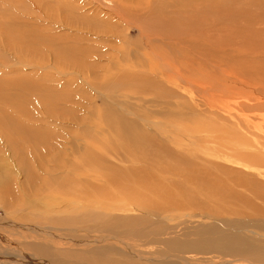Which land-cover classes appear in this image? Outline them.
<instances>
[{
  "label": "rangeland",
  "instance_id": "1",
  "mask_svg": "<svg viewBox=\"0 0 264 264\" xmlns=\"http://www.w3.org/2000/svg\"><path fill=\"white\" fill-rule=\"evenodd\" d=\"M119 1L0 0V25L14 30L9 35L8 30L0 27V86L5 91L7 88L9 96L12 95L8 103L15 105L10 108L30 112L32 100L38 106L43 102L38 91L28 92L26 89L35 75L42 72L25 65H41L45 60H23L20 56L28 53L24 51L26 53L21 54L19 49L27 47L35 55L45 56L51 47L57 51L68 47L65 45L67 40L72 45V38L77 45L87 42H76V36L64 30L66 26L72 31L83 30L90 38L95 34L85 28V24H103L108 20L114 31L124 36L128 46L124 44L125 47L121 48L116 33L111 41L99 40L98 44L92 40L87 43L102 46L100 51L106 56L119 48V51L125 48L126 53L137 50L141 43L138 32L132 26L115 21L109 12L110 7L112 10L120 8L122 2ZM185 1L183 16L195 14L198 36L183 48L191 52L187 53L190 61H186L187 67H195L190 69L188 81L184 73V80L189 84L180 83L177 87L156 75L154 81L160 83L161 89L169 95L167 106L149 102L150 96L130 97L122 89L115 93L118 101L135 109L152 105L154 110L157 106L161 108L163 113L160 119L164 124L163 134L160 135L154 124H141L150 134L151 141L141 151L137 148V158L132 163L130 144L122 143L114 134L102 129L99 123L104 107L119 112L118 107L110 102L114 96L102 90L93 93L77 76H69L76 81L74 84L58 82V79L57 82H43L42 85L48 87L45 88L47 93H52L53 97L66 94L65 98L71 102L53 106L54 115L48 113L38 130L35 127L30 130L38 138L21 139L23 155L36 153L35 163L33 158H25L26 163L38 171L40 178L49 182L57 180L63 174L61 170L76 171L78 180L75 183L78 185L72 184L69 191L80 192L87 185L88 195L84 197L91 198L90 203L93 204L82 206L85 198L73 204L70 201L66 203L65 199L56 198L60 197L57 193L52 196V193L41 192L42 203L36 204L39 212L48 213L43 217L50 218L49 221L67 219L69 225L40 226L35 221H41V218L31 221L33 219L30 218H35L31 212H19L13 206L27 200L34 204V196L39 192L25 195L21 191L19 187L25 185L24 168L21 167L19 153L14 155L7 146L0 154V175L2 172L6 175L0 190L7 185L12 190L10 196L0 195V264H86L82 259L96 248L103 252L95 256L98 260L117 261L127 255L123 245L133 246V250L141 249L143 257L156 259L147 264H258V260L264 258V74L248 76L237 72L241 61L249 57L242 42L248 32L253 31L259 38L262 35L260 39L264 40V25L259 22L264 14V0H261V6H251L246 0ZM232 11H243V14L234 16ZM76 19L80 20L77 22ZM39 33L44 35L41 37L45 38L46 44L32 40ZM59 35L66 40L62 42ZM111 44L115 47L112 48ZM188 44L190 46L186 47ZM258 52L264 53V47ZM255 55L252 54L257 58ZM107 58H98L99 66L113 68H110L111 81L103 83L102 87L112 83L111 77L118 71L144 74L135 67L136 61L129 63L127 68L119 64L116 67L110 66ZM50 74L59 77V74ZM100 79L103 81L105 78ZM18 83L25 85L19 86ZM86 98L92 101L90 105L83 103ZM178 109L180 112H175ZM79 118H82V123ZM126 118L136 119L127 115ZM83 128L89 129L88 134L80 139ZM120 144L126 149L120 148ZM73 145H80V148L75 149ZM141 152L147 156L146 163L140 161ZM143 167L146 173L149 172V179L140 178ZM67 178L64 177L65 180ZM208 183L220 186L217 187L219 197L212 204L213 210L218 212L217 217L198 218L197 213H183L182 210H188L184 208L188 200L200 201L203 188ZM13 187L19 188L20 193ZM42 195H46V199L56 198L57 201H50L53 208L48 201L42 200ZM19 197L22 201L17 202ZM21 215L27 219H22ZM103 219L115 228L149 232L148 240L152 244L146 245L142 239L123 234L93 233L89 228ZM31 225H37L39 230L32 229ZM100 237L105 241L94 245L88 243ZM32 245L39 248L48 246L51 255L41 257L37 251L39 248L33 251Z\"/></svg>",
  "mask_w": 264,
  "mask_h": 264
},
{
  "label": "bare ground",
  "instance_id": "2",
  "mask_svg": "<svg viewBox=\"0 0 264 264\" xmlns=\"http://www.w3.org/2000/svg\"><path fill=\"white\" fill-rule=\"evenodd\" d=\"M119 2H122V4L119 5L120 8L117 10L116 9L112 10V8L110 7L109 12H111V14L114 16L115 21L117 22L120 21L123 24L128 25L130 27L132 26L134 31L138 32V35L140 37L139 39H141V43L138 46L137 50L129 48V50L131 49L132 50L126 53L125 51L127 50H125V48H123L124 49L123 51H119L120 48L119 49L115 48L116 51L114 50H112L111 52L108 51V53L110 52V54L106 56V53L100 51L103 48L102 46H99L97 44L87 43L88 41H92V40L94 41V43H98L97 41L99 40L111 41V38L116 35V38L118 40L120 39L119 40L120 44H122L120 45L121 48L124 46V44L127 45L126 39H124V36L123 37L120 36L119 35L120 33L117 34L118 32L114 31L115 29L113 28L112 24L108 20L104 22L103 24L90 25L86 23L85 28L89 29V31L95 34V36H93L94 35L93 34L92 35L93 37H90V38L88 36V33H83V30H81L82 32H80V29H75L74 31H72V30H68L69 26H66L64 27V30H66L69 34H74L76 36L75 38L76 42L78 43H81L83 41H87V42L81 45H77L74 42V38H72V43H73L72 45L69 44L70 41L67 40L65 45L68 47L63 48L62 50H59V51H57L54 47H51L49 48V53H47L45 56L35 55L34 52L28 51L27 47H24V49L18 50V52H20L21 54L26 53V52L28 53V55L20 56L23 58V60H28V61L36 60V59L45 60V64L25 65V66H28L33 71L40 70L42 72V74L40 75H35V78L32 80V82L26 86V89L28 92H32L34 90L39 92L38 94L41 100L43 101L40 103V106H38L36 102L32 100L31 102L32 110L30 112H24V111H19V110L10 108L15 105V104L12 105L8 103V101L10 100L9 97H11L12 95L9 96V93H8L9 90L7 91V88H6V91H7L6 92L4 90L5 88L3 89L0 86V154L3 152L4 148L8 146L7 148H9L14 153V155L16 156L19 155L20 157L18 156V158L20 159L22 163V166L21 165L20 166L24 168L23 172L25 175V178H24L25 185L19 188L22 189L21 191L24 192L25 195H29L28 194L29 192H33V194H37L39 192L38 196L37 195L34 196V201H35L34 204H32L31 200H27L25 203H22L20 205L15 204L16 207L15 206L13 207L19 212H31L35 216V218H30V219H33L31 221L41 218L40 220L43 223L41 221H35V223L40 226L59 225V226L67 227L69 225L67 219L61 220V219L56 218L52 221H49L50 218L43 217V216H48V213L45 211H43V213L39 212L38 206L36 204V203H42L39 197L41 192L42 193H52V196H54V194L57 193V195H59L60 197H56V198H58L59 200H61L60 198L65 199V202L70 201L69 203L71 204L76 203V200H80V199L83 200V198L86 199V202L82 204V206L93 204V203H90L92 202L91 198L84 197L88 195L86 192L87 185L83 186L80 192L78 191L70 192L69 191L68 189L69 186H72V184H76L75 182L78 180L76 179L78 177V173L76 171L71 170L72 172H70L69 170H61L63 174L57 180L55 179L54 181L49 182V180H44L43 178H40V176L38 175V171L31 169V167L26 163L25 158L29 160H32L33 158L34 163H35L36 153L32 154L31 152H29L26 155H23L24 150L21 145V139L33 140V139L38 138V136H36V134L31 132L30 130H33L34 127L37 128L38 130L41 127V125L44 124L45 122L43 117L46 116L48 113H52L54 115L55 109L53 108V106H55L56 104L65 105L68 102H71V99L65 98L66 94L60 97H53L52 93H47L45 91V88L48 89V87H46L45 85H42L43 82H57V79H58V82L68 83L70 81L71 84L72 83L74 84L76 81L71 80V78L77 76L78 78H80L79 81L83 83L84 85L88 86V89H90V91H92L93 93H99V91L102 90L103 92L108 93L107 95L114 96V99H111L110 102L114 103L118 107L117 109L119 110V112L116 111L115 109L104 107L102 111V116L99 119L100 121L99 123L102 129L106 131L108 130V132L114 134L116 137L120 139L122 143L130 144L129 157L132 163L133 160L137 158V154L135 152L137 148H139L141 151V149L146 148V146H148L151 141L150 134H148L143 129L141 124H144V125L154 124L155 127L160 131V135H161L163 134V129H164V124L160 121V119H162L163 117L162 116L163 113L160 111L162 110L160 107H159L160 109H158V106H157V109L154 110L152 105H150L153 108L152 110L149 108L150 106L149 107L145 106L143 109L142 108L135 109L133 106L129 104L121 103L120 101H118L115 93L119 92V90L122 89L123 91L128 92L129 96L133 95V97H136V98H138L137 96H144L145 98H147V96H150L151 100H149V102L159 105V106L160 105L167 106L166 103L168 102L167 98L169 95L167 92L161 89L159 85L160 83L158 84L157 82L154 81L156 75L162 76L165 79V81H167L168 83L172 82L175 86L179 87L180 83L189 84L187 83V81L191 73L190 69L191 70L195 69V67H191V68L187 67L186 61L187 62L189 61L187 55L189 54L188 52L190 51L186 52L183 49L187 42L191 44L192 38L194 36L195 38L198 37L196 36L197 28H196L195 14L194 16H191V17L183 16L182 8L184 5V2H186L185 0H135V1L120 0ZM246 3L250 4L251 6H261V4H263L261 0H246ZM179 7H180V10H179ZM238 14H243V11L239 13H237V11L231 12V15H234V16H238ZM9 20H12V19H9ZM79 20L80 19L78 20L76 19L77 22ZM259 22L264 25V14L261 15ZM114 23L116 24V22ZM4 26L6 25H2V27L0 25L1 28L8 30L9 35H12L14 33V30H12L9 26H6V27ZM252 32L253 31H249L247 36L244 38L245 40L243 39L244 41H242L243 43H245V52L246 54L249 55V57L241 61L242 65L240 66V69L237 71V72H243L247 74L248 76H251L253 74H256V75L264 74V53L260 54V52H258V50H260L262 46L264 47L263 45L264 40L260 39L262 35L259 38L257 35L253 34ZM37 35H35L36 36L35 38L31 37L32 40L40 44H46L45 38L41 37L44 35H41V34L38 36ZM59 38L62 42L66 40V38L62 36H60ZM117 39H113V41ZM10 42L11 41H9V43ZM103 44L107 45L105 43ZM189 44L186 47L190 46ZM114 47L115 45L112 46V48ZM198 48L199 47H197V50L199 51L200 49ZM202 51L204 53H207V50L205 49ZM111 54L114 55L115 58L113 56H110ZM252 54L253 55L257 54L255 55V57L257 56V58H254ZM102 57H108L107 59H109V61L107 62H110L109 63L110 66L114 65L116 67H118V64H119V66L123 65L122 67L127 68L129 63L136 61L137 66L133 65L131 67H134V66L136 68L138 67V69L142 70L144 74L140 76L139 74L132 75L130 73H126L125 70L118 71L111 77L113 79V82L102 87L103 83L111 81L110 74L112 70H110V68L113 69L112 67H109L106 69L105 67L99 66L100 64H98V61H99L98 58H102ZM233 69H234V66H233ZM128 72L130 71L128 70ZM50 73L59 74V77H54ZM184 73L187 77V78L185 77L187 81L184 80ZM70 75H71V78L69 79ZM84 77L86 79H84ZM100 78H105L104 79L105 81L104 80L102 81ZM108 78H109V81H108ZM93 80H96V82L93 83L92 82ZM183 80L186 82H183ZM242 84L244 87L245 84L244 83ZM0 85H2L1 82H0ZM18 85L24 86L25 83H18ZM262 88H264V86ZM141 98L142 97H139V100L144 101V99H141ZM178 101L176 100V102ZM91 102H90V98H86V101L83 103L90 105ZM13 103H15V101ZM147 104L148 102H146V105ZM179 109L175 112H180ZM126 115L135 116L136 119L134 120V119L126 118ZM174 115L178 116L177 113H174ZM155 119H157L158 121H155ZM79 120H80V123H82V118H79ZM90 125L92 126V124ZM96 126L98 128V124ZM83 129L84 130L81 133L80 139H82L84 135L88 134L89 129L88 128H83ZM73 146L75 149L80 148V145H73ZM119 146L122 149H126V147L122 144H120ZM159 148H162V147H159ZM147 160L148 159H147L146 154H143L141 152L140 161L142 163H146ZM48 171L49 170H47V172ZM146 171L147 170L143 167L141 171V175H140L141 179H144V178L149 179V172L146 173ZM42 173L44 176H47L44 174V172ZM2 174L0 175V187L2 186L3 180H5V176H6L5 172L4 173L2 172ZM50 175H52V173ZM64 177H68L67 180H65ZM71 177L74 178V180H72ZM243 186H246V185H243ZM217 187H220V186H215L213 183H208L203 188L200 201L188 200L184 205V208L188 210L186 211L182 210V212L183 213L186 212L187 214L197 213L198 218L217 217L218 212L213 210V205H212L213 203H215V200L217 199V197H219V190H217ZM19 188H16V189H18L17 191L20 193ZM11 190H12L11 186L9 187L7 185L6 188H3L0 190V195L10 196L9 192ZM41 198L44 202L45 200L48 201V203L51 205L52 208H53V203H50V201L51 202L57 201L55 197H52V199H46L47 198L46 195H42ZM20 200L22 201L21 197H19L17 202H19ZM24 206L28 208H24ZM4 208L5 207H3V209ZM21 218L27 219L26 217L22 215H21ZM44 220H48V221H44ZM11 226L17 227V225L15 224H12ZM113 226H114L113 224L103 219L89 229L93 233H100V234L109 233L110 235H113V236L119 235V234H123L126 236L128 235L136 239H142L146 241V245L152 244L148 240L150 237L149 232H146L144 230L129 231L127 229H121L119 227L115 228ZM31 227L34 230H39L37 225H31ZM100 238H95L88 243H90L91 245H94V244L102 243L103 241H105L103 240L104 237H100ZM170 245H173V244H170ZM38 248L39 246H35V247L34 245L31 246V249L33 251H36ZM123 248L124 249L126 248L125 250L127 252V255L124 256L123 260L121 259L117 261H104V259H101V258H99L98 260L97 257L95 256H98L99 254H103L102 249L100 248H96L90 255L89 254L85 255L86 258L82 260L86 264H147V262L150 263V261L153 259H154L153 261H156L154 257L148 258L147 255H146L147 258L143 257V253H141L140 251L141 249L133 250V246L131 247L130 245H123ZM37 251H40L41 257L43 258H45V256L51 255L50 254L51 250L49 249L48 246L40 247ZM236 253L240 254V252H236ZM230 255L232 254L230 253ZM262 260H264V258L259 259L258 264H264ZM38 264H44V263H38ZM158 264H166V263H158Z\"/></svg>",
  "mask_w": 264,
  "mask_h": 264
}]
</instances>
